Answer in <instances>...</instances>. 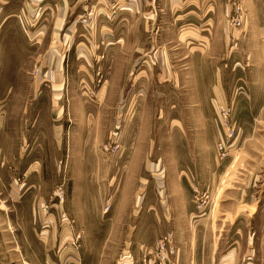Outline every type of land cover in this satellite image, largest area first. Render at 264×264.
<instances>
[{
    "label": "rangeland",
    "instance_id": "rangeland-1",
    "mask_svg": "<svg viewBox=\"0 0 264 264\" xmlns=\"http://www.w3.org/2000/svg\"><path fill=\"white\" fill-rule=\"evenodd\" d=\"M227 1L0 0V264H127L109 218L264 264V0Z\"/></svg>",
    "mask_w": 264,
    "mask_h": 264
},
{
    "label": "crops",
    "instance_id": "crops-1",
    "mask_svg": "<svg viewBox=\"0 0 264 264\" xmlns=\"http://www.w3.org/2000/svg\"><path fill=\"white\" fill-rule=\"evenodd\" d=\"M207 3L211 4V9L208 7V9H200L198 6V10L193 11V18L194 19H201L202 17L210 16L211 18H221L225 19L227 18L228 13L231 11V8L228 4L227 0H202ZM202 1L198 0V3H202ZM1 11V10H0ZM193 29L194 33H200L199 29L201 31V28ZM103 224H101V221L98 220V224L100 226H110L113 228H118V230L111 229L109 232V235H106L108 237H114L115 241L119 244H125V247L130 248L128 252H130V255H127V251H123V262H128L127 264H145L147 260H150V264H157L155 260H153L154 256L153 250L154 248L147 247V245L143 242L136 245L137 243H128V241L132 238V231L128 229V227H133V221L129 219L124 218H109L106 220H102ZM136 225V224H135ZM85 226V225H84ZM88 227V225L86 226ZM127 228V229H126ZM114 233V234H113ZM124 248V247H123ZM194 246H190L189 248H182V254L178 251L175 253L170 254V261L172 264H221L224 262H227V259L230 258V256H206L205 253H200L198 249ZM132 251V252H131ZM180 253V256H179ZM121 264V261H120Z\"/></svg>",
    "mask_w": 264,
    "mask_h": 264
},
{
    "label": "built area",
    "instance_id": "built-area-1",
    "mask_svg": "<svg viewBox=\"0 0 264 264\" xmlns=\"http://www.w3.org/2000/svg\"><path fill=\"white\" fill-rule=\"evenodd\" d=\"M224 112V109L222 108ZM175 248L173 246V237L171 235L160 238L157 241L155 250L153 252V260L157 264H172L170 261V254L175 253ZM145 264H150V260H147Z\"/></svg>",
    "mask_w": 264,
    "mask_h": 264
}]
</instances>
